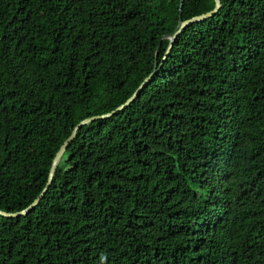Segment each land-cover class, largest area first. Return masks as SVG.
<instances>
[{
	"label": "trees",
	"instance_id": "trees-1",
	"mask_svg": "<svg viewBox=\"0 0 264 264\" xmlns=\"http://www.w3.org/2000/svg\"><path fill=\"white\" fill-rule=\"evenodd\" d=\"M0 0V264H264V0Z\"/></svg>",
	"mask_w": 264,
	"mask_h": 264
},
{
	"label": "water",
	"instance_id": "water-1",
	"mask_svg": "<svg viewBox=\"0 0 264 264\" xmlns=\"http://www.w3.org/2000/svg\"><path fill=\"white\" fill-rule=\"evenodd\" d=\"M182 0H180V4H181ZM221 8V1L220 0H215V7L213 10L208 11L206 13L197 15V16H193L189 19L186 20H178V24L176 26V28L168 35H165L164 37L169 39L170 44L169 47L167 49L166 54H169L170 50H171V46L172 43L174 41V39L177 37V35L180 33V31L188 24L199 21V20H205L208 19L210 17H212L215 13L218 12V10ZM152 74L148 75L145 77V79L139 83V85L136 87V89L132 92V95L126 99V101L117 106L114 110H112L110 113H106V114H102V115H98V116H92V117H88L85 118L81 121H79L74 128L72 129L70 135L63 141V143L61 144V146L59 147V149L57 150V152L55 153L52 162H51V168H50V172H49V178L47 181V184L45 186V188L43 189V192L38 196V198L32 203L30 204L28 207H26L25 209L19 211V212H15V213H4L2 211H0V217H18V216H22V215H26L29 212H31L39 203V201L44 197L45 193L47 192V189L49 188L51 182H52V178H53V173L55 171V168L63 154V152L65 151L66 147L69 145V143L72 141V139L75 136L76 131L82 126L85 125L93 120L96 119H100V118H106V117H111L114 113L122 110L123 108H125L131 101H133L137 95L139 94V91L142 87H144L146 85V83L150 80Z\"/></svg>",
	"mask_w": 264,
	"mask_h": 264
}]
</instances>
